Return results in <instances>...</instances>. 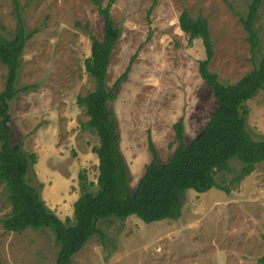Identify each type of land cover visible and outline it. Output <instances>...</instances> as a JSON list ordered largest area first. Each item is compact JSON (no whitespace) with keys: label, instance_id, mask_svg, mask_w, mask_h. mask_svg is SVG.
Instances as JSON below:
<instances>
[{"label":"rangeland","instance_id":"374dc122","mask_svg":"<svg viewBox=\"0 0 264 264\" xmlns=\"http://www.w3.org/2000/svg\"><path fill=\"white\" fill-rule=\"evenodd\" d=\"M0 0V33L12 38L18 14L27 41L16 82L20 90L10 101L11 135L28 152L38 155L28 176L41 188L42 197L57 214L73 217L80 195L79 175L87 172L97 181L99 137L88 124L78 96L95 88L86 71L93 34L102 39L104 16L99 8L108 0ZM117 0L112 18L121 29L111 57L107 85L127 78L115 88L109 102L122 154L134 189L154 157L160 161L178 145L175 124L182 121L186 142L206 126L217 106L213 89L199 73L206 57L201 39L190 44L179 16L185 9L209 20L215 55L210 69L220 80L236 83L264 54V0L255 28L260 38L253 58L248 33L240 16L252 0ZM7 67L0 61V92ZM247 129L264 139V89L247 102ZM151 138V139H150ZM241 164L217 174L219 184L204 193L188 189L182 216L144 222L132 215L126 220H101L95 234L75 254L72 264H262L264 255V162L249 176L231 185ZM6 186H0V264H55L58 246L46 228L8 231L2 220L11 212Z\"/></svg>","mask_w":264,"mask_h":264},{"label":"trees","instance_id":"16d2710c","mask_svg":"<svg viewBox=\"0 0 264 264\" xmlns=\"http://www.w3.org/2000/svg\"><path fill=\"white\" fill-rule=\"evenodd\" d=\"M117 0H108L99 11L104 16L102 39L93 34L91 54L85 60L86 71L93 77L95 88L78 96L77 102L88 115V126L95 130L99 144L93 148L98 155L97 181H90L87 172L79 175L80 195L74 202L73 217L61 218L42 197L41 188L31 183L28 176L31 166L38 162L35 152H28L11 135L10 101L20 90L16 82L26 43L37 32L26 31L18 14L14 37L0 33V61L7 67L4 89L0 92V186H6L12 203L11 212L2 220L8 231H22L27 227L46 228L51 231L58 254L55 264H72L95 234H102L98 223L111 217L126 220L132 215L150 223L182 216L184 195L188 189L199 193L218 187L230 192V186L219 184L217 174L230 171L231 161L241 164L231 180L235 185L264 162V139H255L247 129V102L264 89V54L254 68L234 84L220 80L210 69L214 58V42L209 20L204 15L193 16L185 9L179 16L182 31L190 44L201 39L206 57L199 61V73L213 89L217 106L206 126L186 142L184 124H175L178 145L167 161L159 159L153 140L150 147L153 159L138 185L131 188L130 171L120 149L117 125L112 117L109 102L115 98L114 90L127 78L120 75L113 89L108 88L109 65L121 29L112 18L111 9ZM158 0H153L149 12ZM263 0H252L241 23L248 33L253 58L259 50L260 38L255 28ZM19 7L18 0H15ZM264 239V236H263ZM264 264V255L259 258Z\"/></svg>","mask_w":264,"mask_h":264},{"label":"crops","instance_id":"0c3cea01","mask_svg":"<svg viewBox=\"0 0 264 264\" xmlns=\"http://www.w3.org/2000/svg\"><path fill=\"white\" fill-rule=\"evenodd\" d=\"M53 208V207H52Z\"/></svg>","mask_w":264,"mask_h":264}]
</instances>
